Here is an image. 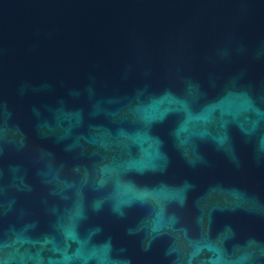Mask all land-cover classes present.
I'll return each instance as SVG.
<instances>
[{
	"label": "water",
	"instance_id": "obj_1",
	"mask_svg": "<svg viewBox=\"0 0 264 264\" xmlns=\"http://www.w3.org/2000/svg\"><path fill=\"white\" fill-rule=\"evenodd\" d=\"M0 264H264V0H0Z\"/></svg>",
	"mask_w": 264,
	"mask_h": 264
}]
</instances>
